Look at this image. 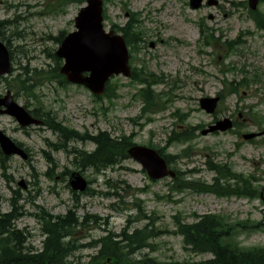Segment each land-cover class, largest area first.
Returning a JSON list of instances; mask_svg holds the SVG:
<instances>
[{"label":"rangeland","instance_id":"374dc122","mask_svg":"<svg viewBox=\"0 0 264 264\" xmlns=\"http://www.w3.org/2000/svg\"><path fill=\"white\" fill-rule=\"evenodd\" d=\"M49 1L52 3L54 0H0V21L3 22L0 37L10 50L13 68L8 76L0 77V96L9 90L12 95L15 94V101L27 105L28 109H32L39 100L42 102L41 106H37L39 109L54 113L70 128L91 135L99 130L113 137L133 134V143L144 146H164L171 131L174 128L180 130L186 123L207 127L215 117L232 116L237 120L239 112L241 117L237 121L244 120L241 132L261 129L255 121L245 120L253 110L264 115V30L256 28L248 6L240 4L247 0H218L216 5H203L196 10L188 6V0L106 1L103 8L106 14L104 30H119L127 23V29L131 30V25H136L139 51L130 52L129 47L131 65L144 68L147 74L164 78V83L153 86L160 94L161 108L156 113L142 111L143 103L135 96L141 85L123 76L112 79L118 87V96L101 101H94L89 90L82 86H60L45 79L36 83L34 69L47 70L56 65L53 56L59 43L55 38L62 31L66 34L74 29L73 19L84 3L71 2L51 12L45 9ZM47 7L52 6L48 3ZM258 8L264 12V0L259 1ZM8 20L15 22L8 24ZM207 34L215 38L213 44H205L202 40ZM231 41L235 43L227 52L224 44ZM254 74L258 79L256 81L252 80ZM18 75L26 80L25 88L12 81ZM4 78H8L9 82ZM226 82H231L239 93L223 92ZM218 94L222 98L214 115L199 107L201 97ZM174 112L183 114L186 123L174 126L178 121L171 116ZM0 129L30 151L29 161L19 156L10 157L8 179L0 168V196L2 211H8L11 191L20 189L19 202L27 214L16 221V226L30 232L32 237H29V242L35 247L41 246L42 239L36 217L29 214H34L35 205L53 215H64L69 209L80 217L97 215L99 223L107 222L106 226L117 232L127 224L128 213L131 216L136 214L133 203L139 197L146 214L152 217L153 226L160 233L152 240L154 251L144 249L136 253L135 258L148 254L159 260H200L211 256L183 249L182 237L173 233L174 215H180L187 222H193L196 216L211 213L225 215L231 222H264V205L257 198L220 197L190 188L173 190L170 178L150 180L141 165L131 158L101 173L87 167L82 174L89 181L92 193L74 195L67 185L69 176L60 173L78 171V167L72 162V155L50 146L57 141L56 134L42 126L21 128L13 117L6 114L0 116ZM71 144L86 150L94 148L91 142ZM187 145H191L187 154H182L180 159L175 158L172 164L185 172L183 177L212 183L215 173L206 164L212 158L245 177L253 175L259 180L257 184H263L264 137L250 143L243 142L230 131L197 134L186 144L171 145L166 152L182 153ZM47 154L58 164L54 169L55 179L46 175L51 165L48 164L51 160ZM192 170L195 171L189 173ZM121 180L131 189L121 185L118 189L120 198H107L100 194L108 190L107 181L114 184ZM20 181L25 182L24 189L18 186ZM135 188L143 191L135 193ZM121 202L126 203L125 210H115L110 206L113 203L123 206ZM147 221L134 220L128 230L141 228ZM88 232L89 239L105 234V230L98 227L90 228ZM235 238L245 248L264 246L262 227L240 230ZM94 253L95 249H82L72 259L81 257L82 261H87Z\"/></svg>","mask_w":264,"mask_h":264},{"label":"trees","instance_id":"16d2710c","mask_svg":"<svg viewBox=\"0 0 264 264\" xmlns=\"http://www.w3.org/2000/svg\"><path fill=\"white\" fill-rule=\"evenodd\" d=\"M72 0H61L64 5ZM252 17L256 25L264 28V14L252 13ZM128 33L124 30V36ZM61 36L57 39L59 40ZM129 44H134L133 35L127 38ZM34 79L36 83H42L43 79L47 82L54 81L57 84H65L63 76L58 73V67L49 70H34ZM137 82L146 85V88L139 91V95L145 100L148 107L155 106V95L150 90L154 81L145 80L142 77H135ZM12 81L20 86L26 87V80L15 77ZM116 84L108 83L104 96L112 99L115 96ZM229 91H233L232 88ZM39 101V100H37ZM38 104L41 106V102ZM40 111V113H39ZM32 113L39 116L44 125L53 133H56L58 142L54 143V149H61L72 155V162L80 171L89 167L97 173H101L109 167L121 163L128 156L126 149L131 145L132 139L129 136L112 137L106 131H98L95 135L81 134L76 130L67 127L62 122L56 120L55 114L50 111H44L38 108L32 110ZM200 126H186L183 130L174 132L168 137L166 146L172 143L189 142ZM71 141H91L95 148L92 151L77 150L75 147L69 146ZM163 153V150L160 151ZM186 152V149L183 150ZM165 156L168 162L173 157ZM53 168L57 163L47 156ZM8 158L4 157L0 152V165L6 171ZM207 166L210 170L215 171L217 177L211 185L188 181L179 173L172 180L174 189H183L189 187L196 192H212L218 196H245L248 198L260 197L264 205V185L254 186L250 178H244L241 174H236L229 167L218 162H208ZM65 172H62L64 174ZM48 175V173H46ZM53 177V176H52ZM8 179V177H7ZM108 183V192L103 193L105 196H116L115 184ZM20 191H12V197L9 199L10 209L7 212L1 210L0 197V264H264V246L242 247L236 241L238 231H249L259 228L264 230L262 222L255 223L251 220L245 221H229L228 217L222 214H204L196 218L192 223L185 222L182 217L175 215L173 233L182 237L183 249L192 253H208L211 256L200 260H159L146 254L140 258H134L133 254L141 249L154 251L152 240L160 233L154 226L152 217L146 214L141 201L136 199L133 203L137 211L136 216H128L127 221L131 223L133 220L140 218L148 219V222L139 229L128 231L127 227L122 228L118 232L109 229L106 224L97 221L96 215L85 214L82 217L77 216L72 210H68L64 215H53L44 208L36 206L33 216L36 217L40 225V232L43 235L41 247H33L35 252L22 249L24 241L23 236L30 234L26 229L16 227V221L25 214L23 207L19 204ZM124 205V203H122ZM104 225V226H102ZM90 226L102 228L105 234L97 239L91 240L87 244L79 242L89 237ZM83 232V233H82ZM61 239H65V245L61 243ZM119 241L122 244H119ZM65 247V248H64ZM84 248L95 249L94 254L89 255L87 261H81V257L76 260L72 259L75 249ZM23 251V252H22ZM72 251V254H70ZM79 251V252H80Z\"/></svg>","mask_w":264,"mask_h":264},{"label":"water","instance_id":"95a60500","mask_svg":"<svg viewBox=\"0 0 264 264\" xmlns=\"http://www.w3.org/2000/svg\"><path fill=\"white\" fill-rule=\"evenodd\" d=\"M258 0H249L251 8H255ZM210 2V1H209ZM193 8L201 4V0H191ZM101 0H87V6L81 8L75 18L76 31L65 36L56 55L64 59L60 72L71 83L82 84L93 94L104 92L106 81L112 75L129 76L127 49L124 40L112 32L105 33L101 24ZM10 61L5 45L0 40V76L9 73ZM87 73V74H85ZM218 98H202L200 105L207 112L212 113ZM5 107V110L2 109ZM13 116L21 126L37 125L41 121L32 117L22 106L18 105L9 92L0 97V114ZM231 126L229 120L217 122L203 133L213 130H226ZM256 134H245L250 139ZM0 147L5 155L18 154L23 159L25 152L0 130ZM128 154L141 163L152 179H159L167 175L174 176V172L167 169L165 160L150 148L134 145ZM69 183L74 190H84L85 180L73 173Z\"/></svg>","mask_w":264,"mask_h":264},{"label":"bare ground","instance_id":"6f19581e","mask_svg":"<svg viewBox=\"0 0 264 264\" xmlns=\"http://www.w3.org/2000/svg\"><path fill=\"white\" fill-rule=\"evenodd\" d=\"M107 183V182H106ZM108 184V183H107ZM29 237H32V235H30V234H28V236L27 235H25V236H23V238H24V241L26 240V239H28ZM61 243L63 244V245H65V239L63 240V239H61ZM119 244H122V242H120L119 241ZM33 247H35L31 242H29V239L23 244V247H22V249H25V251H27V252H23V253H29V251L27 250V249H29V250H31V252H35L34 250V248ZM65 248V247H64ZM81 250V248L80 247H78L77 249H75L74 250V252H73V255L72 256H75L76 255V253H78L79 251ZM141 250H143V249H141ZM138 252H140V251H137V253ZM70 254H72V251H71V253Z\"/></svg>","mask_w":264,"mask_h":264}]
</instances>
